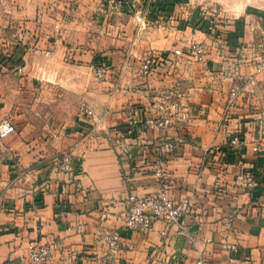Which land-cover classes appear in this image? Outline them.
Returning a JSON list of instances; mask_svg holds the SVG:
<instances>
[{"label": "crops", "instance_id": "obj_1", "mask_svg": "<svg viewBox=\"0 0 264 264\" xmlns=\"http://www.w3.org/2000/svg\"><path fill=\"white\" fill-rule=\"evenodd\" d=\"M119 1L112 11L107 0H0L1 60L11 66L0 71V120L16 128L0 139V264H27L30 242L49 246L47 264H192L200 255L206 264H264V71L255 73L264 8L221 13L211 32L202 0ZM69 5L70 20L55 33ZM191 44L204 47L201 59ZM145 56L154 60L146 80L137 73ZM174 85L186 95L184 121L162 132L130 123L129 110L152 115L158 90ZM231 88L240 94L227 105ZM82 105L103 115L101 135L81 130L89 124ZM234 135L242 145L229 144ZM165 140L176 143L167 191L188 199L190 211L181 226L124 229L128 196L158 186L153 167ZM64 153L78 173L57 168ZM241 172L253 173L252 190L233 184ZM58 207L67 214L58 217ZM115 229L119 250L105 259L102 235Z\"/></svg>", "mask_w": 264, "mask_h": 264}, {"label": "built area", "instance_id": "obj_2", "mask_svg": "<svg viewBox=\"0 0 264 264\" xmlns=\"http://www.w3.org/2000/svg\"><path fill=\"white\" fill-rule=\"evenodd\" d=\"M107 5L112 11L119 10L122 3L119 0H107ZM57 7V5H55ZM72 6H65L59 13L55 20L54 30L59 33L63 30L65 25L69 22L71 16ZM135 18L141 27L144 26L143 15L135 14ZM211 25L214 24L210 20ZM214 31V26H211ZM189 51L197 59H201L205 50L201 44H191ZM179 54V50H175ZM154 60L150 56H145L140 59L137 73L139 77L148 79L153 70ZM16 72H21L22 67L15 65ZM264 71V56L260 58L255 66V73L258 74ZM104 67H98L94 70V75L100 77L104 74ZM240 90L231 88L227 97V105H231L239 96ZM185 93L174 85L168 89H160L156 94L158 101L157 111L152 115H136L132 110L128 111L130 123L134 126H142L151 130L162 132L165 130L172 120L184 121L187 117V106L183 103L185 100ZM80 117L88 120L91 129L89 134L93 131H105L103 115L95 113L90 108L82 105L79 108ZM16 128L10 118H2L0 120V139L7 137L15 132ZM242 139L239 135H234L229 144L232 146L242 145ZM176 143L170 140H165L157 146L156 160L153 167V175L155 176L158 186L150 195L138 196L130 194L127 198L128 211L124 220L123 227L132 231H148L155 221L161 220L165 223L166 228L172 225L181 226V220L190 211V201L186 198L173 199L164 182L165 176V161L166 158L173 152ZM57 168L65 173H78L76 163L74 162L70 153H64L56 160ZM233 184L236 187L250 191L255 186L254 175L251 172H241L235 175ZM67 211L61 207L57 208V216L63 217ZM166 231H162L164 235ZM102 240L106 244L104 253L105 259L110 258L119 250L120 232L119 230H106L102 235ZM230 251H236L234 244H225ZM49 246L40 242H30L27 245V264H47L49 257ZM165 264H178L177 259H171ZM192 264H206L203 255H200Z\"/></svg>", "mask_w": 264, "mask_h": 264}, {"label": "rangeland", "instance_id": "obj_3", "mask_svg": "<svg viewBox=\"0 0 264 264\" xmlns=\"http://www.w3.org/2000/svg\"><path fill=\"white\" fill-rule=\"evenodd\" d=\"M195 2H198V0H194ZM232 2H230L229 0H222V2L220 1H209L208 3H206L205 0H202V2L200 4L206 6L205 8H207L206 11H208L211 15H209L211 17V20L215 22L218 17V15H221V13H230L231 15H234V14H239L240 13V10L243 8V6L245 4H252L254 6H257L258 8H264V0H231ZM223 4L225 5L227 9V11H221V6H223ZM223 16V15H222ZM223 18V17H222ZM242 17H238L236 20H239L241 19ZM211 26L207 29L208 31H213L211 30ZM215 29V28H214ZM207 32V31H206ZM4 43L3 42H0V71H1V68H10L11 66L8 65V62H6V60H1V55L4 56V53H3V49H4ZM34 95L36 96L37 94L34 93ZM11 113V112H10ZM89 126V127H88ZM85 125V126H82L81 125V130H90L91 127L90 125L88 124ZM88 132V131H87ZM93 133L95 135H101V132L100 131H93Z\"/></svg>", "mask_w": 264, "mask_h": 264}, {"label": "trees", "instance_id": "obj_4", "mask_svg": "<svg viewBox=\"0 0 264 264\" xmlns=\"http://www.w3.org/2000/svg\"><path fill=\"white\" fill-rule=\"evenodd\" d=\"M9 61H12L10 58H9ZM12 63H17L16 61H12Z\"/></svg>", "mask_w": 264, "mask_h": 264}]
</instances>
